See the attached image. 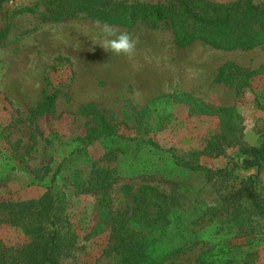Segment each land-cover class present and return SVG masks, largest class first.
<instances>
[{
	"label": "rangeland",
	"instance_id": "rangeland-1",
	"mask_svg": "<svg viewBox=\"0 0 264 264\" xmlns=\"http://www.w3.org/2000/svg\"><path fill=\"white\" fill-rule=\"evenodd\" d=\"M81 1L106 10L124 3L170 5L167 0H10L0 5V250L30 242L24 229L8 219L21 201L40 196L57 174L55 184L71 193L69 210L80 235L75 251L62 257L64 264H124L125 254L107 232L87 238L104 206L102 181L115 177L109 186L114 213L132 212L143 184L188 191V213L167 229L159 264H198L206 253L215 260L209 264L246 259L245 264H264V219L245 221L220 201V195L258 171L239 169L223 186L207 183L174 167L171 152L149 142L179 153L201 149L218 131L220 119L195 110L196 101L197 107L202 102L235 105L243 141L260 144L264 45L221 49L196 40L180 46L169 20L133 27L109 23L138 37L131 59L116 56L98 44V19L89 13L55 18ZM245 73L250 84L240 88ZM54 90L60 91L54 108L39 116L40 103ZM238 150L200 161L221 167Z\"/></svg>",
	"mask_w": 264,
	"mask_h": 264
},
{
	"label": "trees",
	"instance_id": "trees-1",
	"mask_svg": "<svg viewBox=\"0 0 264 264\" xmlns=\"http://www.w3.org/2000/svg\"><path fill=\"white\" fill-rule=\"evenodd\" d=\"M7 1L10 0H0V5ZM167 1L169 6L138 2L120 4L109 10L101 9L91 1H81L70 3L64 13L55 18L87 12L95 19L127 27H133L140 21L159 23L169 20L175 42L180 46L196 40L221 49H251L264 45V0ZM249 84L250 74L245 73L239 87ZM59 92L54 90L44 97L36 111L39 116L54 108ZM196 104V101L192 104L195 110L220 119L218 131L206 139L201 149L179 153L163 148L154 140L149 142L161 150L170 151L174 167L200 175L207 183L223 186L229 183L237 170L256 169L258 172L242 179L238 188L220 195V201L229 204L233 208L232 213L244 216L245 221L255 217L264 219V179L261 177L264 172V138L258 145L243 141L244 127L235 105L214 106L202 102L197 107ZM99 119L100 124H104V118ZM92 136H89L90 142L93 141ZM234 147L239 148L238 154L229 157L224 166L214 168L200 161L203 156L226 155L228 149ZM60 170L61 167L58 168ZM152 174L156 175L158 171ZM109 176L112 177L111 174ZM115 179L106 183L102 181L104 206L87 238L107 232L114 247L125 254L124 264H159L165 254L161 246L167 229L171 228L173 221L185 219L188 213L189 207L185 206L188 191L174 187L168 192L143 184L138 189V199L132 212L114 213L110 208L109 186ZM57 180L58 176L54 174L51 185L40 196L21 201L17 213L8 219L24 229L30 242L23 247L5 246V252L0 250V260L4 264H64L62 257L72 254L77 248L80 235L69 210L71 193L58 188ZM181 249L182 244L176 245L170 254ZM210 256L208 253L201 255L198 264L214 263ZM246 262L247 259L240 264Z\"/></svg>",
	"mask_w": 264,
	"mask_h": 264
},
{
	"label": "clouds",
	"instance_id": "clouds-1",
	"mask_svg": "<svg viewBox=\"0 0 264 264\" xmlns=\"http://www.w3.org/2000/svg\"><path fill=\"white\" fill-rule=\"evenodd\" d=\"M99 32V45L116 56L131 59L137 49L138 37L126 31H119L115 26L101 20L95 22ZM97 39L96 37L93 40Z\"/></svg>",
	"mask_w": 264,
	"mask_h": 264
}]
</instances>
